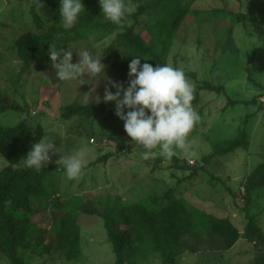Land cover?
<instances>
[{"label": "rangeland", "instance_id": "obj_1", "mask_svg": "<svg viewBox=\"0 0 264 264\" xmlns=\"http://www.w3.org/2000/svg\"><path fill=\"white\" fill-rule=\"evenodd\" d=\"M186 1V0H183ZM191 8L211 9L225 8L231 11L247 12L250 0H191ZM41 7L36 6V12L44 25L36 27L30 12L31 0H0V91L6 94L9 102H14L22 109H0V124L11 126L27 119L31 127L40 123L45 134L52 133L56 147L62 145V151L74 150L81 146L88 153V163L83 169V175L69 180L63 170L49 171V184L57 186L64 201L75 198L81 205L91 206V203L101 208L113 207L117 198L137 201L148 194L162 195L171 189L172 197H181L192 207L211 213L218 217H228L241 230L246 222L245 212L241 210L244 204L243 186L246 176L261 162H264V90L259 93L248 82L242 68L249 66L253 78L264 87V10L259 1L253 5L257 9L258 19L244 20L236 23L229 30L224 25L215 23L213 16L203 26H208L201 37L203 43L197 47L192 38H187L183 45H175L170 51L169 63L179 66L184 71L193 72L197 78L208 79L222 83L226 92L232 98L251 99L258 94L256 104L236 103L226 105V97L214 92H202L195 110L201 111L199 122L188 136L189 147L177 150L178 156L192 166L202 165V157L209 154L211 140L228 138L237 132L241 120L248 113H258L248 117L249 147L238 148L222 156L211 157L208 164L196 172L175 171L169 168L170 162L156 164L155 158L144 159L140 146L134 141L128 145L129 151L122 155L110 156L106 160L95 162L101 155L114 152L116 142L108 132L114 123L101 116L74 115L69 118L61 116L65 106L72 102L80 104L105 103V89L115 92L112 81L115 74L109 68L103 56V51L111 42L113 35L99 38L91 35L78 43L68 46L73 49V60H79L77 52L85 49L101 57V63L106 67L104 75L99 79L89 78V83L78 85L77 81L61 82L56 77L52 62H47L42 70H34L25 66L14 47L5 44V38L19 30L44 31L52 22L51 9L39 0ZM261 10V11H259ZM214 13V12H213ZM216 14V13H214ZM257 18V17H256ZM188 17L186 18V20ZM228 17L222 23L228 24ZM200 21H205L199 18ZM146 24L137 25L140 33L145 32ZM147 38L146 34H143ZM218 40V41H217ZM219 42V45H218ZM224 42L227 45H224ZM218 45V46H217ZM230 54H224L226 49ZM77 51V52H76ZM31 66V65H30ZM190 81L192 79H189ZM261 103V108L259 105ZM250 122V123H249ZM92 138V141L91 139ZM3 156L0 155V158ZM60 153L51 155L49 164H57ZM17 166H23V159ZM210 174L219 176L221 182L211 179ZM230 187V191H228ZM239 191V194H238ZM145 197V200H146ZM52 198V197H51ZM51 198L34 204V210L29 214L34 230L37 231L38 243L35 241L26 252L28 264H109L115 259V254L107 240L103 221L96 215L77 211L79 224V253L76 257L66 259L61 251L51 249L40 251L41 244H54L52 216L53 209L49 204ZM75 202V201H74ZM84 202V203H83ZM91 202V203H90ZM248 211L253 215L264 232V179L252 190ZM59 211L57 212V214ZM196 232L184 237V252L177 256V264H255L260 255L258 241H249L241 235L236 244L229 250L221 249L222 242L217 234L204 229V221L196 219ZM122 228V227H120ZM33 251V252H31ZM0 264H10L0 256ZM127 264H130L127 262ZM142 264H161L158 258Z\"/></svg>", "mask_w": 264, "mask_h": 264}, {"label": "trees", "instance_id": "obj_2", "mask_svg": "<svg viewBox=\"0 0 264 264\" xmlns=\"http://www.w3.org/2000/svg\"><path fill=\"white\" fill-rule=\"evenodd\" d=\"M257 1L261 3L264 10V0H250L247 12L231 11L225 8L207 10L191 8V0H126L130 5H138V7L124 23L115 25L102 17L98 0H82L85 12L81 13L77 23L71 29L66 30L58 13L59 0H44L52 12L51 24L44 31L19 30L5 38L7 41L4 42L5 44L9 42L8 46L14 47L26 67L42 70L47 62H51L48 57L49 44H62V47L78 43L91 35L103 38L112 34L113 38L104 49L103 56L115 74L117 82L127 87L128 63L134 58L133 55L143 56L147 61L142 58L141 62H148L153 66L156 63H169V54L175 45H183L187 38H192L197 47L203 43L204 39L201 35L209 27V25H203L213 16L216 17L215 23L220 27L224 25L227 30L244 20H260L258 11L253 5ZM30 6L35 26L42 27L44 22L36 12V0H31ZM226 17L230 18L228 24L222 23ZM199 18L205 21H200ZM141 23L147 25V27L144 25L147 38L144 37V33L137 30V25ZM2 36L6 35L0 33V37ZM225 45H227L226 42L223 46ZM221 51V60L224 61L221 68L225 69L227 60L224 59L223 53L230 54V52L227 48ZM242 70L243 74L246 73L248 82L257 88L259 93L262 92L264 87L253 78L249 66L245 65ZM185 75L196 85L195 99L192 101L194 108L202 92L224 95L226 97L224 109L236 103L253 105L257 103L258 94L251 99L232 98L227 94L222 83L197 78L193 72L185 71ZM8 98L0 91V109H22L13 101L9 102ZM261 106L260 103L259 108ZM197 112L201 117V111ZM255 113H258V110L243 117L241 125L238 126L233 136L211 140V150L209 154L202 157V165L192 166L178 155L170 160L156 156V164L168 161L170 169L194 173L207 165L211 157L222 156L238 148L248 149L250 132L248 117ZM74 115L101 116L115 124L112 131L106 134H110L116 142L114 152L109 151L101 155L95 162L129 151L128 144L131 138L124 130L123 121L115 115L114 102L96 104L72 102L65 106L61 114L63 118ZM43 133L44 129L40 123L32 128L25 118L11 126L0 124V155L9 161L7 167L0 168V256L10 264H28L24 254L26 255L31 247L34 251L37 247L35 241L38 243L37 238L39 237L37 231L33 229L34 224L29 214L33 212L34 204L51 197L49 206L55 211L52 216L54 244H41L42 253L51 249H60L61 255L66 259L78 255L80 226L77 223V211H79L96 215L102 219L107 240L115 254L114 261L109 264H127V262L142 264L155 258L160 259L161 264H177V256L184 252L182 244L184 237L196 232L195 229L198 227L194 223L196 219L204 221V229L209 233L220 237L221 249L232 248L242 238L241 235L249 241H258L260 243L258 250L261 253L257 256L255 264H264V232L256 218L248 211L252 190L261 179H264V162L256 165L245 178L244 204L241 210L245 212L246 222L240 232L228 217H218L198 210L183 198L172 197L171 189L166 190L160 196L148 194L146 197L145 195L137 201L117 198V203L111 208L105 206L99 208L100 206L97 207L91 202V206L87 207L76 202L75 198L64 201L57 186L49 184L50 178H48L51 175L49 171L58 170L61 164L42 166L40 171L17 166L19 161L24 159L31 145L38 141ZM210 177L217 183L222 181L214 174H210Z\"/></svg>", "mask_w": 264, "mask_h": 264}, {"label": "clouds", "instance_id": "obj_3", "mask_svg": "<svg viewBox=\"0 0 264 264\" xmlns=\"http://www.w3.org/2000/svg\"><path fill=\"white\" fill-rule=\"evenodd\" d=\"M39 8L41 4L36 0ZM102 17L107 21L121 25L138 5H130L126 0H98ZM85 12L82 0H59V17L64 29H71ZM62 45V44H61ZM61 45L49 44L48 57L61 82L77 81L78 85L89 83L104 75L105 65L101 57L85 49L77 52L79 60H73V49L65 50ZM128 63V83L112 81V92L105 89L103 100L114 102L115 115L123 121L124 130L131 141L144 151L142 157L160 156L172 159L177 150H186L188 136L199 122L200 115L193 107L195 83L185 75L182 67L171 63L141 62L140 55H133ZM52 133L45 134L34 142L23 159L25 168L40 171L51 160V155L60 153L58 163L63 166L69 180L83 175L88 163V153L81 146L74 150L62 151V145L56 147ZM92 141V138H90ZM9 161L0 158V168L7 167ZM10 203V201H9Z\"/></svg>", "mask_w": 264, "mask_h": 264}, {"label": "built area", "instance_id": "obj_4", "mask_svg": "<svg viewBox=\"0 0 264 264\" xmlns=\"http://www.w3.org/2000/svg\"><path fill=\"white\" fill-rule=\"evenodd\" d=\"M263 99H264V97H263Z\"/></svg>", "mask_w": 264, "mask_h": 264}]
</instances>
